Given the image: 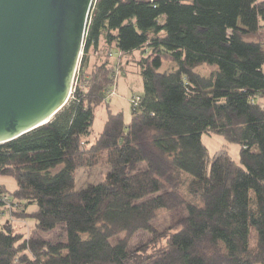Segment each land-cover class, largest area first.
Listing matches in <instances>:
<instances>
[{"label":"trees","instance_id":"trees-1","mask_svg":"<svg viewBox=\"0 0 264 264\" xmlns=\"http://www.w3.org/2000/svg\"><path fill=\"white\" fill-rule=\"evenodd\" d=\"M90 12L68 103L0 144V173L17 183L11 199L0 184V215L35 203L19 212L37 232L61 225L65 240L0 222V264H264V46L245 38L264 21V0H96ZM133 51L143 93L130 123L108 109L88 143ZM208 132L239 145V164L216 156L206 173ZM99 163L103 180L74 190L77 170ZM162 210L181 215L159 230ZM138 232L151 237L135 249L112 241Z\"/></svg>","mask_w":264,"mask_h":264},{"label":"water","instance_id":"water-1","mask_svg":"<svg viewBox=\"0 0 264 264\" xmlns=\"http://www.w3.org/2000/svg\"><path fill=\"white\" fill-rule=\"evenodd\" d=\"M95 1L0 0V144L67 103Z\"/></svg>","mask_w":264,"mask_h":264},{"label":"rangeland","instance_id":"rangeland-1","mask_svg":"<svg viewBox=\"0 0 264 264\" xmlns=\"http://www.w3.org/2000/svg\"><path fill=\"white\" fill-rule=\"evenodd\" d=\"M247 40H257L261 41L264 46V21H259V29L255 34H249L245 37ZM113 56H111L110 61L114 65L117 64L118 61V50L113 48L112 49ZM96 55V53H94ZM140 57L139 51H133L131 55H125L120 60L123 61V67L121 69H116V81L112 87H110L111 90H113V94L111 96L107 97V101L105 103H102L98 106H96V109L94 110L95 116L92 121V125L90 128V135L87 137L88 143L93 142L97 136L102 131V128L104 126L106 117H107V110L116 113V112H122L123 114V120L126 123H130L132 110H131V104H130V98L133 96H140L143 93V87H142V76H140V68L136 64V60ZM128 58V61L126 62ZM172 64L165 61L163 62L162 69L170 68ZM197 71H199L201 74H208L210 71L209 67H205L204 65L198 66L196 68ZM78 72L76 73V84H79V79H77ZM70 98V97H69ZM69 98L67 100V103L69 101ZM66 103V104H67ZM260 103L264 104V99L260 101ZM201 140L206 147L208 151V158L205 160L206 162V173L209 175L210 166L213 163L212 160L216 156H223L228 155L231 159L236 161L239 164V145L233 142H228L222 135H218L215 133H202ZM57 168H60V166H57L54 168L53 171L57 170ZM107 167L103 163H99V165L94 167H88V168H81L77 170L75 174V183H74V190L81 189L86 187L89 183L97 184L101 180H103L104 174L106 172ZM0 184L4 185L7 197L11 199V192L14 191L17 187V183L15 182L14 178L12 176L2 175L0 173ZM13 207L16 208L17 215L14 213L12 217L7 212L1 213V219L0 222H8L11 221L13 225L16 227V229L19 232H22L25 236L29 234L37 235L42 237L43 239H48L50 241H57L59 240H65V233L63 227L57 226V228L53 231L42 233L37 232L35 230V219L33 218H26V215H24V210L22 212L21 209H25L26 207L23 206V204H13ZM37 209V205L30 204L26 208V210L29 213L34 212V210ZM181 213H173L169 211H159L157 214V217L154 219L153 225L156 229H162L163 227L167 226L168 224L179 220ZM151 234L148 232H138L135 233L134 236L126 237V234H120L118 236L113 237L112 241L117 239H126L127 244H129V247L131 249H135L139 245L147 244V242L150 240ZM150 244H153L152 242H149Z\"/></svg>","mask_w":264,"mask_h":264},{"label":"built area","instance_id":"built-area-1","mask_svg":"<svg viewBox=\"0 0 264 264\" xmlns=\"http://www.w3.org/2000/svg\"><path fill=\"white\" fill-rule=\"evenodd\" d=\"M82 54V53H81ZM109 55H111L110 53H108ZM120 53L118 52L117 55H119ZM81 56V55H80ZM79 65V64H78ZM78 72V66H77V69L75 71V74H74V77H73V84H72V87H71V94L73 93V89L76 85V80H75V77H76V73ZM70 94V96H71ZM111 94H113V90H110V92L108 93V97L111 96ZM130 103H131V106L133 107H136L138 105V102L140 101L139 97L138 96H133L130 98Z\"/></svg>","mask_w":264,"mask_h":264},{"label":"crops","instance_id":"crops-1","mask_svg":"<svg viewBox=\"0 0 264 264\" xmlns=\"http://www.w3.org/2000/svg\"><path fill=\"white\" fill-rule=\"evenodd\" d=\"M116 85H117V81H116Z\"/></svg>","mask_w":264,"mask_h":264}]
</instances>
